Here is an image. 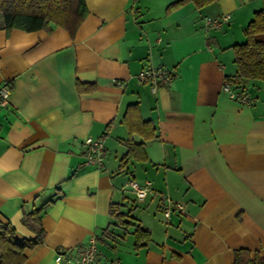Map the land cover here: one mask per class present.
Listing matches in <instances>:
<instances>
[{
    "label": "crops",
    "instance_id": "crops-1",
    "mask_svg": "<svg viewBox=\"0 0 264 264\" xmlns=\"http://www.w3.org/2000/svg\"><path fill=\"white\" fill-rule=\"evenodd\" d=\"M84 1L73 37L55 25L7 32L0 16V86L11 90L0 109V222L32 239L23 214L49 201L43 242L22 264H56V249L92 236L93 264H233L241 248L264 258V81L241 82L248 104L221 88L236 74L232 45L262 0L172 10L177 0ZM224 14L220 28L205 24ZM149 65L170 75L155 92L137 77ZM131 104L154 137L130 132ZM87 137L103 139L101 166L83 164ZM128 140L143 143V161L121 163ZM131 180L153 194L137 200ZM167 200L184 211L165 217ZM138 225L146 245L136 244Z\"/></svg>",
    "mask_w": 264,
    "mask_h": 264
},
{
    "label": "trees",
    "instance_id": "trees-1",
    "mask_svg": "<svg viewBox=\"0 0 264 264\" xmlns=\"http://www.w3.org/2000/svg\"><path fill=\"white\" fill-rule=\"evenodd\" d=\"M187 1H193L198 7H203L213 0H177L169 5L168 10ZM87 14L84 0H0L2 28L7 32L13 28L25 31L50 30L52 25H55L73 37ZM242 32L245 40L232 45L233 61L236 65L234 78L237 83L249 80L264 81V0ZM81 85L77 83L78 87ZM124 121L130 132L139 131L145 139L155 136L151 122L140 118L137 104L128 106ZM126 143L128 151L121 159L122 164L127 158L140 161L145 159L143 143L129 140ZM48 203L49 201L23 214L22 223L35 234L32 239H17L14 227L10 223L0 222V264H22L27 257L25 250L43 242L45 230L41 218ZM116 208V205H111L110 215L122 222L124 215L118 213ZM134 234L137 246L146 245L150 240L149 233L140 225L135 228ZM233 264H264V258L257 252L252 254L248 249L241 248L234 252Z\"/></svg>",
    "mask_w": 264,
    "mask_h": 264
},
{
    "label": "built area",
    "instance_id": "built-area-1",
    "mask_svg": "<svg viewBox=\"0 0 264 264\" xmlns=\"http://www.w3.org/2000/svg\"><path fill=\"white\" fill-rule=\"evenodd\" d=\"M229 19L228 14L221 15L219 18L205 16V24L213 29L220 28ZM139 81L146 83L152 92L157 91L162 86L168 84L170 75L163 66L149 65L137 73ZM118 83V82H116ZM222 90L227 92L230 99L243 104L250 102V97L244 92L241 83H237L234 77H225L221 86ZM10 87L7 83L0 86V109L9 105ZM83 164L87 166H101L104 162V144L102 138L87 137L83 140ZM129 187L135 193L136 199L141 201L147 195L153 194L149 182L139 184L133 180L128 183ZM174 209L179 212L184 211V206L180 202L167 200L163 204V214L168 217ZM97 253L96 237L90 239L74 249L58 248L55 251L54 261L56 264H93Z\"/></svg>",
    "mask_w": 264,
    "mask_h": 264
},
{
    "label": "rangeland",
    "instance_id": "rangeland-1",
    "mask_svg": "<svg viewBox=\"0 0 264 264\" xmlns=\"http://www.w3.org/2000/svg\"><path fill=\"white\" fill-rule=\"evenodd\" d=\"M243 36H244V35H243ZM244 40H245V37H244L243 41H244ZM243 41H242V42H243Z\"/></svg>",
    "mask_w": 264,
    "mask_h": 264
}]
</instances>
